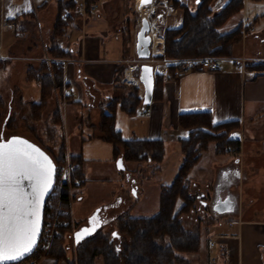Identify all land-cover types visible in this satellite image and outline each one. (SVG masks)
I'll return each mask as SVG.
<instances>
[{
  "label": "crops",
  "instance_id": "obj_1",
  "mask_svg": "<svg viewBox=\"0 0 264 264\" xmlns=\"http://www.w3.org/2000/svg\"><path fill=\"white\" fill-rule=\"evenodd\" d=\"M46 1L0 0V59L11 62L15 58L14 44L19 39L28 37L31 31L38 39V44L33 41V44L25 49L34 52L42 50L43 54L25 55L24 51H21V58L39 64L45 60V46L57 9L55 0H51L48 5H45ZM227 1L216 0V7L224 5ZM83 2L84 0L78 12L74 13L75 17L65 31V36L58 37V41L70 53L63 68V91L69 89L71 92L66 98L55 92L53 98L56 104L65 100V109L70 103L77 104L85 115H89L93 120L97 119L96 123H87L86 127L93 134L87 137L81 135V149L78 154L69 150L72 156L83 158V176L86 177L88 173L90 167L87 163L90 160L107 162L117 158L112 143L103 139L100 129L102 113L110 115L112 105L115 108L116 127L121 131L123 138H163L165 157L159 171L161 186L172 182L182 162L180 140L189 136V130L179 124L181 113L209 111L215 123L238 120L240 127L231 136L240 139V150L220 154L211 144L191 170L190 178L199 204L197 209L202 214L200 216L197 213L192 221L193 226L201 224L202 240L199 251L191 257L194 264H264V219L245 216L247 214L244 200L245 182H249L253 187L257 179L251 173L255 172V167L260 166L258 169L262 170L256 176L261 178L263 174L264 177V0H244L242 11L231 16H235L233 23L224 28V25L220 27L221 32H227L238 24L242 26L245 23L247 28L252 27L253 30L236 46L233 56L220 57L219 69H193L177 74V71L171 72L168 69L172 59L159 58L164 63L159 70H156L153 63L154 73L159 72L163 76L161 91L150 103L141 102L133 115L120 108L121 100L128 97L129 88L133 84L122 80L124 67L128 61L137 58L136 33L132 27L131 14L127 11L124 0H104L96 11L90 13L83 10ZM154 4L157 5V2ZM163 7L165 12L158 24L164 41L165 30L181 24L183 10L174 6ZM26 8H30V11H25ZM128 25L133 30L132 42L126 41L125 38ZM241 56L247 60H236ZM38 82L36 81V84L40 89ZM139 94L142 98L141 85ZM112 99H118V102L108 105ZM39 100L40 91L39 99L33 101ZM90 137L92 138L89 139ZM205 155H213L209 159V170L215 173V180H212L213 191L203 189L198 179V174L205 170V167L201 166ZM222 155L226 156L223 160L220 158ZM127 163L134 164L132 170H137L139 166L136 162ZM82 198L83 194L76 192L73 187L71 209L75 220L73 199ZM254 200L255 198H252L250 203L253 204ZM222 201L229 203L226 202L223 211L219 213L213 206ZM109 208L108 204H102L100 217L102 214H105V217L110 211ZM123 213L120 212L109 219L113 218L114 221ZM192 213L195 211L186 214V217H190ZM102 221L104 224L103 218ZM184 222L186 226L193 227L186 223L185 215ZM101 227L83 241L101 232ZM71 236L75 245L73 233ZM211 240L215 242L212 248L209 246ZM71 253L68 252V256ZM211 257H215V262L210 261ZM38 264L68 262L67 258L46 256Z\"/></svg>",
  "mask_w": 264,
  "mask_h": 264
},
{
  "label": "trees",
  "instance_id": "obj_2",
  "mask_svg": "<svg viewBox=\"0 0 264 264\" xmlns=\"http://www.w3.org/2000/svg\"><path fill=\"white\" fill-rule=\"evenodd\" d=\"M50 1L47 0L45 5H48ZM55 1L56 18L45 46L46 55H44L50 57L52 61H41L38 69L34 70L32 66L29 69L32 73L30 78L37 79L40 85V100L31 101L36 116L41 115L47 100L53 93L64 95V70L57 60L69 57L70 53L64 49L58 37L65 36V31L75 17L74 13L78 12L82 6V0ZM99 1L101 0H84L85 12L90 13L91 4L99 3ZM168 1L172 6L181 8L183 16L179 26L165 30L164 51L157 58L165 57L174 60L234 55L235 45L242 39L241 24L227 32H221L219 29L231 16L242 11L244 0H228L218 10H214L216 0H200L196 9L189 4L181 3L180 0ZM28 15L33 14L28 13ZM125 38L130 42L133 40V30L129 25L126 28ZM181 64L182 62L170 64L168 69L176 72L181 68ZM6 66V60L0 59V71ZM121 75L122 73L119 76ZM162 79V74L155 72L154 99L161 91ZM140 85L142 86L141 83L131 84L128 97L120 102V108L129 115L135 114L142 102L139 94ZM69 95L70 93L66 97ZM2 100L0 96V116L3 110L2 105L5 106ZM116 102L118 99H112L108 105ZM53 117L57 119L56 124L60 122L57 107ZM4 120L6 127L12 121V117L8 118L6 114ZM179 124L189 130V136L180 140L182 162L172 182L161 186L158 211L152 216L138 217L127 212L120 215L115 220L117 230L111 234L98 232L89 239L75 244L70 256H68L65 241L66 237L72 233V228L61 226L52 242L50 256L67 258L68 264H96L98 259L102 260V264H194L191 256L197 253L201 246V224L188 227L182 219L184 215L196 208L197 194L193 190L190 173L211 144L220 154L238 152L240 139L231 135L240 127V123L238 120L213 123L209 111H193L181 113ZM100 129L103 139L112 143L115 157H122L123 162H136L138 165L141 161L148 162L152 173L160 171L165 157L163 138H123L121 131L116 127L113 105L110 115L102 113ZM50 135L53 138L56 131L52 130ZM64 150L63 143H60L58 154L51 157L56 170L64 160ZM72 159L78 164L73 177L80 178L83 182V158L74 155ZM63 197L64 204L67 206V192L63 193ZM178 201L181 202L180 205ZM48 203L49 199L45 203V212ZM113 233L116 235L114 236Z\"/></svg>",
  "mask_w": 264,
  "mask_h": 264
},
{
  "label": "rangeland",
  "instance_id": "obj_3",
  "mask_svg": "<svg viewBox=\"0 0 264 264\" xmlns=\"http://www.w3.org/2000/svg\"><path fill=\"white\" fill-rule=\"evenodd\" d=\"M103 1L104 0L99 1V5L103 3ZM155 1L157 2V5L155 4V12L153 15L151 14V19H156V14L162 5V0ZM180 2L183 4H189L193 9H196L198 4L197 0H180ZM124 3L127 11L129 10V13L131 14V22L133 23L132 27L136 33L139 28L138 12L135 8L136 0H124ZM170 6L172 5L169 1L168 7ZM216 6L217 5L215 3L214 10H218L223 5L219 7ZM133 7L135 8V11L133 10ZM234 20L235 16L231 17L226 24H224L223 28L232 24ZM155 30L156 33L161 36L160 24H158V22L155 23ZM245 36L246 34H243L242 32L241 41H243ZM45 39H47L46 36ZM33 41L35 42L34 44H38V39L31 31L28 37L26 36V38L22 40L19 39L13 46L15 58H13L11 62L6 60L7 63L9 62L8 65L5 69L0 71V96L3 99L2 101L5 103V106L4 104L2 105L3 110L0 116V139L1 136H3L4 139H7L12 135L25 137L30 142L44 149L50 157L58 154L60 143H63L64 145V156L67 150H70L73 154H78L81 149L79 141L81 135L87 137L93 134L92 132H89L86 127L87 123H96L97 119L93 120L89 115H85L86 113H84L82 108L77 104L74 105L70 103L66 106V109L64 107L65 100L62 101V103L59 101L56 104V101L53 99L55 97L54 93L47 100V104L43 108L41 115H35L31 106V101L39 99L40 89L36 84V81L38 80L35 79V81L30 78L32 73L29 69L30 66H32V68L36 70L39 68L40 64L36 61L29 62L21 58V51H24L23 53H25V55L29 53L35 55L43 54L42 50L34 52L31 50L27 51L25 49L30 44H33ZM237 45H235V48ZM158 47L160 48V46ZM162 51H164V41ZM235 53L234 49L233 54ZM155 59L156 62L153 61V63L155 64L156 70H159L164 66V63L160 61L159 58L155 57ZM169 64L174 63L172 62ZM56 107L58 108L60 114V122L57 124V119L53 117ZM6 114L8 115V118L9 116L12 117V121L5 127L3 121H5L4 119ZM52 130L56 131V135L53 138L50 135ZM91 138L92 137L89 139ZM212 156L213 155H205L203 157L201 166L203 168L205 167V170L201 174H198L200 185H202L203 189L207 191H213L212 180H215V173H212V170H209V159H211ZM220 158L223 160L226 156L222 155ZM122 163L123 167H119V157L107 162L104 160L93 159L87 163L90 168L86 177H84L83 184L74 187L76 192L83 194V198L81 200L73 199L72 208L77 220L76 221L74 219V229L79 228L84 223H88V220L94 214L95 210L100 208L102 204H108L110 207L109 213L105 217V214H102V217H100L101 219H104V224L100 231L106 234H111V232L118 229L116 221H113V218L112 220L109 219L113 215L119 214L120 212H127L133 216H152L158 211L162 181L160 172L157 171L152 173L149 169L150 167L148 162L144 161L139 163L137 171L132 170V168L134 169L133 163H127L126 161ZM258 168L260 169L261 167L259 166ZM258 168L255 167V172H251L254 177L257 178H255L256 181L253 187L250 186L249 182H245L244 184V200L246 201L245 214H247L245 216L261 220L264 219V177L262 176L263 174L261 175V178L260 176H256L259 174V171L260 173L262 172V170H259ZM252 198H255L253 204L250 203ZM180 203L181 202L178 201V205H180ZM195 203V213H192L191 216L188 215L190 217H186L185 215L186 223L190 226H193L192 221L195 216H202L197 209L199 206L197 200ZM182 219L184 220V216ZM71 234L66 237L65 241L67 242V252L69 253L72 252L74 247ZM49 251L46 256H50ZM100 262H102L101 259H98L96 264H99Z\"/></svg>",
  "mask_w": 264,
  "mask_h": 264
},
{
  "label": "snow or ice",
  "instance_id": "obj_4",
  "mask_svg": "<svg viewBox=\"0 0 264 264\" xmlns=\"http://www.w3.org/2000/svg\"><path fill=\"white\" fill-rule=\"evenodd\" d=\"M149 2L141 0L142 4ZM150 71L145 69L146 73ZM53 172L51 160L26 140L13 137L0 142V264L21 259L35 246L40 232V205L52 186ZM25 180L31 191H25ZM90 223L93 227L77 233V240L99 226L95 215Z\"/></svg>",
  "mask_w": 264,
  "mask_h": 264
},
{
  "label": "built area",
  "instance_id": "obj_5",
  "mask_svg": "<svg viewBox=\"0 0 264 264\" xmlns=\"http://www.w3.org/2000/svg\"><path fill=\"white\" fill-rule=\"evenodd\" d=\"M161 4L168 7L169 1L162 0ZM100 7L99 3L94 2L90 6L91 12L96 11ZM83 10L85 11V5L83 2ZM253 30L252 27L247 28V25L243 23L242 32L247 34L249 31ZM161 49L163 48V40L157 44ZM152 48V47H151ZM163 53L154 54L151 56L150 61H155ZM47 62H51L52 59L48 56L45 57ZM236 60L245 62L246 57H237ZM59 65L64 68L68 61L67 58H61L57 60ZM182 62L181 68L177 71V74L188 72L193 69H207V70H217L220 68V57L217 56H204L197 58L188 59H174L173 63L178 64ZM142 60L139 58L132 59L126 63L123 70L122 80L124 82H129L133 84L140 83L138 78V72L140 69V64ZM71 90L67 89L64 92V98L69 94ZM78 168V164L73 161L72 155L67 150L65 152L63 163L59 166L55 173V180L50 194L47 197L49 199L48 207L43 216L42 230L37 241V245L33 252L27 257L11 263L6 264H38L42 258L47 255L50 250L52 242L58 232V228L61 226H70L72 231L75 228V221L72 215L71 200H72V189L73 187L81 184L80 178H74L73 172ZM67 192V206L64 204L63 193ZM215 242L211 240L209 242L210 248L214 247ZM212 263L215 262V257H211Z\"/></svg>",
  "mask_w": 264,
  "mask_h": 264
},
{
  "label": "water",
  "instance_id": "obj_6",
  "mask_svg": "<svg viewBox=\"0 0 264 264\" xmlns=\"http://www.w3.org/2000/svg\"><path fill=\"white\" fill-rule=\"evenodd\" d=\"M151 2H154V0H151ZM151 2H149V3H151ZM142 5L143 4L141 3V0H136V3H135L136 10H137L138 6H142ZM164 12H165V8L163 6H160V8H159V10H158V12L156 14V19H154V23L158 22V20L162 17ZM151 29H152V26H151L150 17H143L141 19V22L139 24V28L136 31V35H135V38H136L135 39V53H136V56L138 58L143 60V62L140 64V69H139V72H138L139 81L141 82V84L143 86V96H142L143 104H148V103H150L152 101L154 85H155L154 66H153V63L150 61L151 56L154 55V53L152 51V48H151V44H152V36L150 34ZM146 68L151 70V71L146 73L145 72ZM146 80H147V82H146ZM146 100H147V102H146ZM13 137H18V138H21L23 140H26L31 145H34L35 147L40 149V147H38L36 144L30 142L25 137H22V136H19V135L10 136L8 139H4L3 136H1L0 142H7L9 139H11ZM40 150L42 151V149H40ZM46 156L51 160L53 168H54L53 177H52V186L48 190V192L45 193V195L43 197V200L41 202V205H40V232H39V234L37 236L36 244L31 249V251L28 252L27 254H25L21 259H23V258L27 257L28 255H30L33 252V250L35 249L36 245H37V241L39 239V236H40V233H41V230H42V225H43V216H44L45 203H46L48 195L50 194V192L52 190V187H53V184H54V180H55L56 165L53 163L52 158L49 155H46ZM122 162H123L122 157H119V167H123V163ZM22 183L24 185L25 191H31V189L28 187V183L29 182L27 180L23 181ZM226 202L227 201H222V202L215 203L213 208L216 209L217 212L220 213V212L223 211V207L225 206ZM227 203H229V202H227ZM232 203L233 202H230V204H232ZM99 212H100V208L96 209L94 214L91 216V217H93L95 215L97 217V221H98V224H99V226L96 227L94 231H91L89 234L84 235L81 239L77 240V237H76L77 233H80L85 228H89L90 229V228L93 227V225H92V223H90V219H89L87 224H84V225L80 226L77 230H75L73 232V237H74L75 244H79L85 238H87L88 236L92 235L99 227L102 226L103 221L100 218V213ZM21 259L4 261L3 264L16 262V261H19Z\"/></svg>",
  "mask_w": 264,
  "mask_h": 264
},
{
  "label": "bare ground",
  "instance_id": "obj_7",
  "mask_svg": "<svg viewBox=\"0 0 264 264\" xmlns=\"http://www.w3.org/2000/svg\"><path fill=\"white\" fill-rule=\"evenodd\" d=\"M155 2V0H154ZM154 2H151V3H145L143 4L142 6H138L137 7V12H138V18H139V24L141 22V19L143 17H150L153 15V13L155 12V4ZM152 14V15H151ZM151 26H152V29L150 31V34L152 36V51L154 54H159L160 53V49L161 47L159 48L157 46V44L159 42L162 41V37L159 36L157 33H156V30H155V23H154V19H151ZM138 24V25H139ZM162 52V51H161Z\"/></svg>",
  "mask_w": 264,
  "mask_h": 264
},
{
  "label": "flooded vegetation",
  "instance_id": "obj_8",
  "mask_svg": "<svg viewBox=\"0 0 264 264\" xmlns=\"http://www.w3.org/2000/svg\"><path fill=\"white\" fill-rule=\"evenodd\" d=\"M8 138H9V137H8ZM8 138H7V139H8ZM38 147H40V146H38ZM40 149H42V148L40 147ZM42 152H44L45 155H49L44 149H42ZM49 156H50V155H49ZM231 197H232V199L235 198L233 195H232ZM231 202H232V201H231Z\"/></svg>",
  "mask_w": 264,
  "mask_h": 264
}]
</instances>
